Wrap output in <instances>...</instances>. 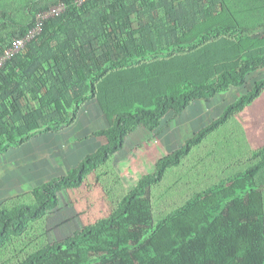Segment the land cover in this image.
Segmentation results:
<instances>
[{
	"label": "trees",
	"instance_id": "16d2710c",
	"mask_svg": "<svg viewBox=\"0 0 264 264\" xmlns=\"http://www.w3.org/2000/svg\"><path fill=\"white\" fill-rule=\"evenodd\" d=\"M59 1L35 3L31 21L18 33L32 27L38 10ZM64 1L70 3L68 11L49 20L26 52L13 57L0 72V155L37 133L64 130L75 121L80 105L92 98L99 99L110 124L91 134L105 137L106 142L66 174L34 187L28 194L30 202L15 200L0 206V250L58 207L61 191L80 187L89 173L107 165L137 126L155 130L168 112L181 113L192 101L210 100L231 86L243 85L252 70L264 66V53L246 54L231 64L227 49L219 47L212 56L198 49L220 36H246L234 19L216 22L198 39L180 43L181 34L210 15L221 9L234 13L231 6L222 7L227 0H91L80 8L72 5L73 0ZM133 13L139 17V36L130 27ZM3 16L0 43L7 40L8 15L3 12ZM195 50L191 75L170 83L169 90H155L154 82H165L161 70L151 74L143 69L127 82L111 79V74L120 78L125 67L147 57ZM118 87L120 96L115 92ZM263 89L264 77L160 159L152 173L123 194L108 216L67 238L45 242L14 264H264V192L255 181L264 168V147L254 151L257 160L244 170L194 191L177 205L174 200L172 208L159 211L156 205L157 218L152 196L168 168L180 164ZM143 91L151 93L144 103L140 101ZM28 94L39 98L40 106L21 107L19 99Z\"/></svg>",
	"mask_w": 264,
	"mask_h": 264
},
{
	"label": "rangeland",
	"instance_id": "374dc122",
	"mask_svg": "<svg viewBox=\"0 0 264 264\" xmlns=\"http://www.w3.org/2000/svg\"><path fill=\"white\" fill-rule=\"evenodd\" d=\"M38 1L40 0H0V21L4 19L3 12L8 15L6 19L8 25L4 31L5 39L28 25L32 19L31 8ZM224 6H231L235 12L221 9V12L210 15L193 30L181 34L180 43L198 39L203 30L210 28L216 22L230 23L234 19L242 26L246 36L239 37L240 33L220 36L201 43L198 49L208 50L210 53L212 51L214 53L219 47L227 49L226 57L231 58L227 61L231 64L237 63L246 54L264 53V0H227L222 5ZM158 13L163 17L162 11ZM130 19L131 30L135 36H139V17L134 19V16H131ZM165 21L168 20L165 19ZM117 40L116 38L114 41ZM197 52L195 50L156 58L147 57L125 67L120 78L115 73L111 74V79L117 81L125 79L127 82L133 77L136 79L143 69H148L147 71L151 74L161 70L166 74L165 82L160 80L154 82L155 90H169L170 83H177L183 76L191 75L190 61ZM263 77L264 66H258L250 72L243 85L231 86L227 91L216 94L210 100L192 101L181 113L168 112L161 126L155 130L151 131L143 125L137 126L127 136L124 147L112 156L107 165L89 173L80 187L61 191L58 207L49 211L42 221L32 224L24 234L13 237L0 250V264H14L45 242L67 238L74 231H79L86 225L108 216L123 194L132 189L144 175L152 173L160 159L180 147L196 130L218 117L229 103L251 89L254 83ZM131 84L129 82L130 86ZM120 91L119 87L115 89L118 96ZM150 94L143 91L140 101H146ZM19 103L21 107L28 110L40 106L41 101L28 94L26 97H21ZM92 103L97 105L102 120L90 129L84 130L83 122L79 119L80 113L84 112L85 104H88V109ZM109 124L99 99L92 98L80 105L75 121L64 129L75 128L76 136L79 135L76 142L84 146L88 152L105 143L106 138L85 136L95 128L107 127ZM262 147H264V89L251 104L235 112L230 121L197 144L180 164L168 168L164 180L155 185L152 190L154 217L159 216L156 205L159 211L160 207L172 208L174 200L175 204L182 202L194 191L206 188L223 177L244 170L257 160L253 153ZM255 181L264 192L262 187L264 168L256 174ZM34 184L32 183L31 186ZM30 191L24 190L15 195L0 197V206H9L15 200L28 201Z\"/></svg>",
	"mask_w": 264,
	"mask_h": 264
},
{
	"label": "crops",
	"instance_id": "0c3cea01",
	"mask_svg": "<svg viewBox=\"0 0 264 264\" xmlns=\"http://www.w3.org/2000/svg\"><path fill=\"white\" fill-rule=\"evenodd\" d=\"M131 16L137 19L136 13ZM88 104L83 106L84 112L80 113L79 117L83 122L84 130L90 129L102 120L97 105L92 103L87 109ZM101 128H95L85 137H93L91 133ZM77 137L79 135L76 136L75 128L72 127L59 132L37 133L28 142L12 147L1 154L0 197L4 198L24 190H32L55 176L66 174L85 155L100 146L87 152L84 146L76 142ZM81 152H83L82 155H80ZM32 183L35 184L31 186Z\"/></svg>",
	"mask_w": 264,
	"mask_h": 264
},
{
	"label": "built area",
	"instance_id": "2783aa9c",
	"mask_svg": "<svg viewBox=\"0 0 264 264\" xmlns=\"http://www.w3.org/2000/svg\"><path fill=\"white\" fill-rule=\"evenodd\" d=\"M89 1L91 0H73L72 5L80 8ZM69 7L70 3L61 0L45 9L38 10L32 27L25 33H15L9 36L0 51V72L13 57L26 52L28 45L43 33L45 24L49 20L63 15Z\"/></svg>",
	"mask_w": 264,
	"mask_h": 264
}]
</instances>
